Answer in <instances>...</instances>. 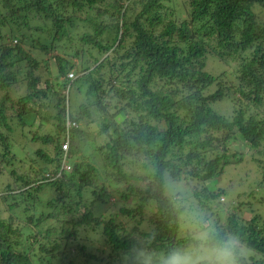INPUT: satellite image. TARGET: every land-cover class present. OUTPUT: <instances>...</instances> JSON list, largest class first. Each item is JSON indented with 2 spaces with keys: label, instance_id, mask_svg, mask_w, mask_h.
<instances>
[{
  "label": "trees",
  "instance_id": "trees-1",
  "mask_svg": "<svg viewBox=\"0 0 264 264\" xmlns=\"http://www.w3.org/2000/svg\"><path fill=\"white\" fill-rule=\"evenodd\" d=\"M208 53L234 65L232 117L211 107L230 91L208 92L224 74ZM28 124L29 167L12 136ZM234 143L264 189V0H0V264H158L194 214L264 264V216L238 197L218 210L211 188L242 161Z\"/></svg>",
  "mask_w": 264,
  "mask_h": 264
},
{
  "label": "rangeland",
  "instance_id": "rangeland-1",
  "mask_svg": "<svg viewBox=\"0 0 264 264\" xmlns=\"http://www.w3.org/2000/svg\"><path fill=\"white\" fill-rule=\"evenodd\" d=\"M206 69L215 75H220L222 72H224V74H222L221 77L218 78L217 82H215L208 89V92H213L214 90L217 89L218 81L223 82L224 86L225 85L227 86V88L230 91L229 93L230 95L223 100L211 102V107L217 110L218 112L222 113L226 117H232L234 114L235 108L238 107L236 102L233 100L234 87H229L235 84L236 73L234 72L235 71L234 65L230 66L228 64H225L222 61H220L216 55L212 53H208ZM78 76H80V74L76 73V77L73 78V80L76 79V81L73 83V88H72V93H71L72 102L74 106L78 102H80V100H82V98L84 97V94L81 93L82 97L80 98L79 97L80 93L75 91L77 90L76 87L83 82L82 79H77ZM77 96L79 97V99L77 98ZM34 117H35V114H32V113L27 115L26 118H27L28 123L30 121H33ZM39 120L40 119H36V121L34 122L36 125L35 127L38 126ZM20 129H21L20 130L21 134L19 131L12 133V136H14L13 139L16 140V144L18 142L19 143L21 142L22 144L27 143L29 146L32 147L31 148L32 150H35L40 147L39 144L32 142L31 140H29V138L23 137L24 134H28L29 130H31V128L29 127V124L25 127L21 126ZM84 129L89 130L91 132L90 139H92L93 137L94 138L96 137V139H98L99 141H102L107 138L106 135L98 133V124L96 123H93L90 127L84 126ZM22 144L18 146L17 152H21L20 154H22L23 156L26 155V159L24 161L26 162L27 167H29L30 165H32V162L31 160H29V156H28V153H26V151H30V150H27L26 147ZM94 146H95V143H94ZM89 150H90V153L88 152L87 156L91 154V151L93 149L90 148ZM231 151L238 152L240 155L243 156V159L239 163L227 165L224 173H222L219 176L218 180L214 179V181H212L214 185H211V188L223 187L226 190L225 201H222L224 205H222L221 207L216 206V208L218 210H221L222 208L224 210L228 209V206L232 205V202L238 197L239 200H237V202H238V205L240 206V207L238 206L240 208L239 212L241 214L243 213V215H244V212H246V214L244 215L246 216L245 217L246 219H249L251 216H253V213L245 209L246 207H249V205H250V209L253 210L254 213H260L261 215L264 216V203L262 201L263 200L262 198L264 196V189L260 191H258L257 189V185L259 181L261 180V173L259 169L257 168V164L253 158L252 152L250 151L247 145H243V144L239 145L237 143L231 144ZM24 171H25V168H20L21 173H23ZM7 172L6 174H4L5 178H7ZM47 190L48 191L42 195L44 201L47 200L48 197L53 196L52 191L49 189ZM253 191H256V192L248 196V194L249 193L251 194V192ZM171 192H176V190L175 191L173 190ZM238 194H240V196H238ZM247 200H250V202ZM241 201H247L245 207H243V205L240 204ZM119 210H120L119 208H115L114 212H119Z\"/></svg>",
  "mask_w": 264,
  "mask_h": 264
},
{
  "label": "clouds",
  "instance_id": "clouds-1",
  "mask_svg": "<svg viewBox=\"0 0 264 264\" xmlns=\"http://www.w3.org/2000/svg\"><path fill=\"white\" fill-rule=\"evenodd\" d=\"M70 73L68 77L73 81L76 74L71 77ZM191 222L188 244L158 254V264H241V242L235 235H222L209 221L195 214ZM138 257L140 264H153L152 253L141 252Z\"/></svg>",
  "mask_w": 264,
  "mask_h": 264
},
{
  "label": "built area",
  "instance_id": "built-area-1",
  "mask_svg": "<svg viewBox=\"0 0 264 264\" xmlns=\"http://www.w3.org/2000/svg\"><path fill=\"white\" fill-rule=\"evenodd\" d=\"M70 76H71V77H74L75 74H74V73H70ZM63 147H64L65 149H67V148H68V144H64ZM68 167H69V166H66V168H68Z\"/></svg>",
  "mask_w": 264,
  "mask_h": 264
}]
</instances>
